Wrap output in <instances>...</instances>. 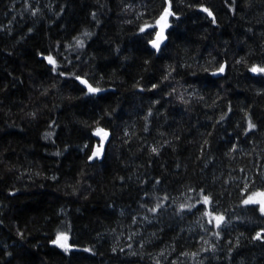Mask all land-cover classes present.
<instances>
[{"label": "trees", "instance_id": "trees-1", "mask_svg": "<svg viewBox=\"0 0 264 264\" xmlns=\"http://www.w3.org/2000/svg\"><path fill=\"white\" fill-rule=\"evenodd\" d=\"M254 66L264 0H0V264H264Z\"/></svg>", "mask_w": 264, "mask_h": 264}, {"label": "snow or ice", "instance_id": "snow-or-ice-1", "mask_svg": "<svg viewBox=\"0 0 264 264\" xmlns=\"http://www.w3.org/2000/svg\"><path fill=\"white\" fill-rule=\"evenodd\" d=\"M204 11H207V9H204ZM171 14H172V13L169 11V9L166 8V9L164 10L163 15L160 17V20H161V21H165V27L167 26V25H166V18H167V16H169V15H171ZM209 15H211L210 12H209ZM158 23H159V21H158ZM141 31H144V29H141ZM86 35H87V34H86ZM163 39H164L163 28H161L160 32H158V33L156 34V39L152 40V42H151V43H152V46H153L154 48H156V49H159L160 44H161V42L163 41ZM78 44H79V46L83 47V43H82V41H78ZM46 59L48 60V63H49V64H53V65L55 64V60H54L51 56L46 57ZM220 71H221V72L224 71L223 67L220 68ZM250 71H251L252 73H264V67H255V66H254V67H252V68L250 69ZM81 83H86V81H81ZM87 90H88L89 93H95V92H98V91H99V89L94 88V87H92V86H90V85L88 86V89H87ZM249 127H252V125L250 124ZM102 133H103V136H104V137L107 136V133H106V132H103L102 129L97 130L96 135H97V136H100ZM92 155H93V157L99 156V155H100V149L98 148L97 151L94 152ZM257 195H259V196H261V197H264V192L257 193ZM208 202H209L208 197H205V199H204V203L207 204ZM244 203H245V204L259 203V204H260V209H259V210H260L261 213H264V200L257 201V200H255V199H253L251 196H249V198L246 199V200L244 201ZM215 220L217 221V225H218L219 222H220L221 220H223V217H222V216H217V217H215ZM66 240H67V237L61 234V235H58V236L56 237V239L53 241V243H58V244H60L61 247H64L65 245H64L63 243H60V242H61V241H66Z\"/></svg>", "mask_w": 264, "mask_h": 264}, {"label": "water", "instance_id": "water-1", "mask_svg": "<svg viewBox=\"0 0 264 264\" xmlns=\"http://www.w3.org/2000/svg\"><path fill=\"white\" fill-rule=\"evenodd\" d=\"M166 25H167V26L165 27V21H161V20H159L157 33L160 32L161 28H163L164 39H163V41L161 42L159 49L154 48V47L152 46V43H151L152 41L150 42V46H151L154 50L160 51V49L162 48V46H163V45L166 43V41H167L168 16H167V18H166ZM157 33H156V34H157ZM154 39H156V35H155V38H154ZM154 39H153V40H154ZM98 148L100 149V155H99V156H96V157H93V155H92L93 158H98V157L102 156V154H103V152H104V146H103V145H101V146H99V147H96V148L94 149L93 153L96 152Z\"/></svg>", "mask_w": 264, "mask_h": 264}, {"label": "rangeland", "instance_id": "rangeland-1", "mask_svg": "<svg viewBox=\"0 0 264 264\" xmlns=\"http://www.w3.org/2000/svg\"><path fill=\"white\" fill-rule=\"evenodd\" d=\"M260 192H264V190L257 191V192H255V193L249 195V196H251L253 199H255V200H257V201L264 200V197H261V196L257 195V193H260ZM249 196H248V198H249ZM256 204H258V205L260 206L259 203H256ZM217 216H220V215H215L214 217H217ZM60 243L65 244V241H61Z\"/></svg>", "mask_w": 264, "mask_h": 264}]
</instances>
